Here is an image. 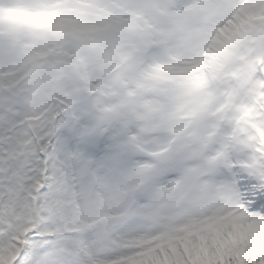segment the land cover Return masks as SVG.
<instances>
[{"label":"snow or ice","instance_id":"6c2138e0","mask_svg":"<svg viewBox=\"0 0 264 264\" xmlns=\"http://www.w3.org/2000/svg\"><path fill=\"white\" fill-rule=\"evenodd\" d=\"M0 264H264V0H0Z\"/></svg>","mask_w":264,"mask_h":264}]
</instances>
